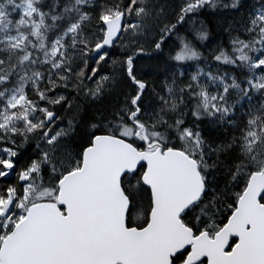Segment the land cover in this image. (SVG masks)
<instances>
[{
  "label": "snow or ice",
  "instance_id": "snow-or-ice-1",
  "mask_svg": "<svg viewBox=\"0 0 264 264\" xmlns=\"http://www.w3.org/2000/svg\"><path fill=\"white\" fill-rule=\"evenodd\" d=\"M0 264H264V0H0Z\"/></svg>",
  "mask_w": 264,
  "mask_h": 264
}]
</instances>
